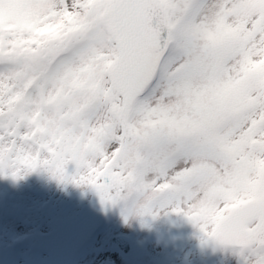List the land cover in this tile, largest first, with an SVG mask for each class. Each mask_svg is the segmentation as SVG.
Returning a JSON list of instances; mask_svg holds the SVG:
<instances>
[{
  "label": "snow or ice",
  "instance_id": "6c2138e0",
  "mask_svg": "<svg viewBox=\"0 0 264 264\" xmlns=\"http://www.w3.org/2000/svg\"><path fill=\"white\" fill-rule=\"evenodd\" d=\"M41 168L264 264V0H0V176Z\"/></svg>",
  "mask_w": 264,
  "mask_h": 264
},
{
  "label": "rangeland",
  "instance_id": "374dc122",
  "mask_svg": "<svg viewBox=\"0 0 264 264\" xmlns=\"http://www.w3.org/2000/svg\"><path fill=\"white\" fill-rule=\"evenodd\" d=\"M74 165L69 162L66 171ZM89 185L58 182L46 170L22 177L0 176V264H43L44 254L33 249L36 232L72 215L89 199ZM124 233L132 251L121 254L110 236ZM207 237L183 213L161 209L157 215H121L120 203L77 255L79 264H239L234 247L223 246L211 258L197 259V247Z\"/></svg>",
  "mask_w": 264,
  "mask_h": 264
},
{
  "label": "water",
  "instance_id": "95a60500",
  "mask_svg": "<svg viewBox=\"0 0 264 264\" xmlns=\"http://www.w3.org/2000/svg\"><path fill=\"white\" fill-rule=\"evenodd\" d=\"M90 194L89 201L76 215L61 218L51 230L37 234L34 248L47 253L45 264H76L77 251L115 206L107 203L102 206L92 187ZM111 240L122 253L130 252L129 242L124 235H114ZM219 246L209 238L200 246L198 256L204 259Z\"/></svg>",
  "mask_w": 264,
  "mask_h": 264
}]
</instances>
